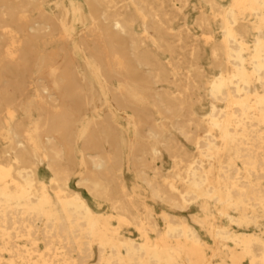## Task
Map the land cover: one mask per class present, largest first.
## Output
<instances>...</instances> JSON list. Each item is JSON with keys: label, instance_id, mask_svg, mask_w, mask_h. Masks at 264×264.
<instances>
[{"label": "bare ground", "instance_id": "obj_1", "mask_svg": "<svg viewBox=\"0 0 264 264\" xmlns=\"http://www.w3.org/2000/svg\"><path fill=\"white\" fill-rule=\"evenodd\" d=\"M188 4L0 0V264H264V0Z\"/></svg>", "mask_w": 264, "mask_h": 264}, {"label": "rangeland", "instance_id": "obj_2", "mask_svg": "<svg viewBox=\"0 0 264 264\" xmlns=\"http://www.w3.org/2000/svg\"><path fill=\"white\" fill-rule=\"evenodd\" d=\"M198 1L199 0H189V4L187 6L188 15H189L188 20H187V23H188L189 26H192V24H193L192 23V18H193V16H195L194 12L197 11V9L193 7V4H196V3L198 4ZM221 2L222 3H226V0H221ZM204 9L207 10L205 4L203 5V10ZM182 22H183V20L180 19V20L174 22L173 25L176 26V27H179V26L182 25L181 24ZM138 28H139V26L136 27L137 30H138ZM215 31L218 32L216 29H215ZM31 98H32V96H30L28 98V100H30ZM57 101L59 102V99H57ZM90 114H91V111L89 113H87V115L85 117H80L79 121H77L76 126H77V130L79 131L80 134L87 133L88 132V129L91 128V125L92 124H89L88 123V122L91 121ZM129 117H132V114H129ZM54 120H57V119H54ZM119 120L120 119H118L117 121H119ZM25 121H27V120L25 119ZM118 127H120L121 130L123 128L124 129L123 131L125 132V134L128 135L129 138H130L128 142L126 141L127 143L124 142V144H122L123 148L128 149V145L127 144H129L131 142L130 140L133 137V132L135 131V129H134V127L129 126V125H126V124L125 125L120 124ZM121 130H120V132H121ZM46 131H49V130L46 129ZM59 132H61V134H62V131H59ZM56 133L57 132H55L54 134H56ZM108 133L111 134V130ZM180 140H181V142L183 143V145L186 148L191 149L192 142L185 140L183 137H180ZM77 150H78L77 148H74V150L72 151V152H75L76 153L75 156L78 155V153H79V152H77ZM65 152L69 153L68 150H65ZM75 160L77 161V159H75ZM162 166H163L164 172H168V171H170L172 169V167L170 166V163H169V159L166 158V157L162 161ZM124 169H125V174H126V176L128 178V181L134 182L135 181V178L130 175V173H129L130 171H129L128 167H127V162L125 163ZM78 176L79 177H86V176H88V174L86 175V173H82V174H79ZM47 178L50 179L49 176ZM73 183L74 182H71V184H73ZM96 198L99 201H101V202L107 203L106 201H104L105 200V196L103 194H100V193L97 194L96 195ZM101 209H102L103 212H106V213H109V212L112 213V211H113V208L112 207H109V208H101ZM186 210H188V208ZM187 215H189V214H187ZM188 219L191 221L190 216H189Z\"/></svg>", "mask_w": 264, "mask_h": 264}]
</instances>
